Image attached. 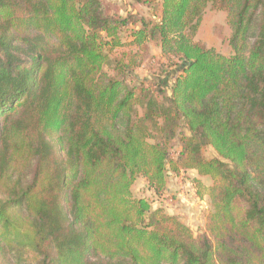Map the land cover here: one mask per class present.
I'll list each match as a JSON object with an SVG mask.
<instances>
[{
    "label": "trees",
    "instance_id": "1",
    "mask_svg": "<svg viewBox=\"0 0 264 264\" xmlns=\"http://www.w3.org/2000/svg\"><path fill=\"white\" fill-rule=\"evenodd\" d=\"M127 1L158 17L0 0V264H264V0ZM209 3L229 55L196 39ZM150 42L166 78L131 85ZM187 170L199 235L133 192Z\"/></svg>",
    "mask_w": 264,
    "mask_h": 264
},
{
    "label": "rangeland",
    "instance_id": "2",
    "mask_svg": "<svg viewBox=\"0 0 264 264\" xmlns=\"http://www.w3.org/2000/svg\"><path fill=\"white\" fill-rule=\"evenodd\" d=\"M106 9L110 13H120L122 15L136 14L138 17H158L154 8L141 4H135L127 0H105ZM227 12L209 3L202 15L199 31L196 39L205 43L208 47H213L217 51L229 55L231 47L229 37L231 27L226 20ZM139 24L133 25L138 27ZM129 30L123 33V37H128ZM148 58L135 73L127 76L131 85L139 86L143 83L150 85L153 80H165V75L161 71V62L164 61L161 49L155 42L149 44ZM110 72V70H109ZM168 80V79H167ZM187 133L185 127L181 128V133ZM178 137L174 139V147L171 150L172 156H177L179 152ZM204 154L207 158L216 156V152L211 146L204 147ZM194 178H200L206 185L212 183L209 176H200L195 170H187L179 176H168V186L163 196L155 195L148 186L147 181L139 177L133 184V192L136 197L148 199L154 208L163 209L179 216L185 223L189 224L196 235L206 230V215L210 210V203L207 197L199 198L196 194Z\"/></svg>",
    "mask_w": 264,
    "mask_h": 264
}]
</instances>
